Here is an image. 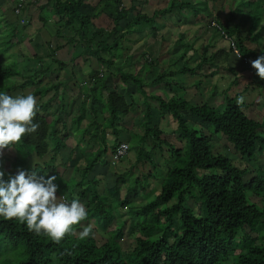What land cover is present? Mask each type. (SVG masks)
Wrapping results in <instances>:
<instances>
[{"label":"trees","instance_id":"16d2710c","mask_svg":"<svg viewBox=\"0 0 264 264\" xmlns=\"http://www.w3.org/2000/svg\"><path fill=\"white\" fill-rule=\"evenodd\" d=\"M146 1L130 0L128 10L124 8V0H101L96 8L87 5L86 0H50L48 4L60 16V28L73 30L86 53L104 68V78H100L98 70L89 79L90 86L82 89L85 100L78 125L90 111L93 122L81 135L84 139L91 134L87 148L93 151L86 157L83 140L75 146L74 154L78 149L86 157L81 167L74 169L76 175L68 173L75 167L72 164L75 155L63 153L69 149L65 143L69 132L59 129L64 105L50 111L58 101L57 93L63 83L49 80L47 68L27 74L17 62L8 63L7 53L17 45L19 30L15 26L12 31L0 34V91L15 96L34 88L31 94L39 103L34 121L39 124L38 130L24 137L19 149H4L0 171L5 173V180L20 169L36 171L46 179L55 175L58 196L78 198L88 211L84 224H90L94 232V237L85 240L67 237L56 245L30 233L24 224L0 218V264H264V117L261 121L247 114L254 97L249 94L250 86L259 94L264 91V80L255 74L250 63L264 54V0H232L228 20L234 19L233 13L239 17V22L232 26L209 9V0H168L166 7L156 9L152 16L138 13L127 22L134 4ZM203 13L233 40L243 59L236 57L228 42L225 51L218 50L209 56L200 53L194 48L195 41L185 42L186 35L179 33L175 48L183 50L174 64H181L180 67L171 65L175 69H165L150 80L167 89L165 95L148 96L146 83L150 78H142V71L133 74L124 72L121 65L114 68L115 60L123 55L116 54L120 42L128 33H134L135 27L138 32L150 28L147 35L156 42L163 28L187 25L205 17ZM102 15L112 20V30L95 27L94 20ZM123 21L127 23L125 28ZM246 23L249 26L243 33ZM220 30L214 27L217 38L224 40ZM248 42L257 44L258 49ZM56 51L57 48L50 57ZM232 59L238 62V68L232 65ZM144 61L149 66L147 72L154 73L158 57L147 55ZM55 63L59 71L64 70V63ZM242 69L249 70L252 78L238 92L233 86L239 83L237 75L242 74ZM118 74L126 86L132 84L126 94L112 86ZM216 76L235 79L218 93L222 99L218 103L212 105L206 100L196 103L181 95L189 87L198 91L208 86L209 80ZM17 78L24 80L14 82ZM187 78L195 80L187 85L184 83ZM211 86L216 94V85ZM51 92L55 94L48 98ZM135 92L142 99L146 120L141 127L143 132L136 134L123 127L128 115L139 107ZM239 95L246 97L242 109L236 103ZM156 115L173 119L177 126L175 134L184 142L183 147L164 136L160 125L154 123ZM50 116L55 117L52 122L48 121ZM109 130L115 136L111 146ZM222 141L229 144L228 151L239 156L240 165L220 151L218 143ZM123 142L130 145L129 154L135 152V163H130L128 171L114 174L113 186L102 187L103 180L91 175L109 164L105 155L110 149L113 153ZM34 154L49 159L36 161ZM61 168L66 172L61 173ZM95 233L108 237L99 243ZM124 237L132 241L125 249Z\"/></svg>","mask_w":264,"mask_h":264},{"label":"crops","instance_id":"0c3cea01","mask_svg":"<svg viewBox=\"0 0 264 264\" xmlns=\"http://www.w3.org/2000/svg\"><path fill=\"white\" fill-rule=\"evenodd\" d=\"M61 1L65 2L66 0ZM151 1L152 0L135 3V9L133 12L129 13L127 22L132 20V18L138 13L152 16L149 12L151 9ZM100 2L101 0H86V4L93 8H96ZM18 3V0H0V17L3 20L0 23V34H2L4 30L12 31V29L16 26V29L19 30V33L21 32V34H23V37L16 39L17 45L13 48V50H11L10 53L14 55L13 60L17 62L19 68L25 70L27 74L30 71H39L42 69V67L43 69L47 68L49 69V80H51L54 84H58L60 81L63 83L57 93L58 101L55 103L53 108L50 109V111L54 112V110L58 108L60 104L64 105V111H62L61 116L63 123L60 124L59 129L62 130V132L68 131L69 138L67 140H70L72 143H74L69 145L67 144V140L65 141L69 148L67 153L69 155H75L74 159L77 157V153L80 154L79 163H76L75 167L71 169L74 174V169L77 166L81 167L85 158L90 156L93 151V149L87 148L88 140L91 134L85 135L87 139H83L81 135L83 130H85L89 124L93 122V116L90 114V111L86 112V119H84V121L78 125V120L81 115V106L85 100L82 89L84 87L90 86L89 79L93 76L94 72L98 70L101 71L100 75H102V78H104L103 69L95 58L91 57L89 53H86L83 43L79 40L78 36L75 35L73 30L66 27L60 28L58 25L60 16L55 15V11L52 7H48L50 0H27L20 17H18L14 11ZM124 8L127 10L131 8L130 0H124ZM156 9L161 8H159L157 5H154L153 13ZM21 19L25 21V24L21 23ZM6 24H10V26L5 27ZM94 24L96 28L105 29L107 31L112 30L114 27L112 20H110V18H108L106 15H102L95 19ZM126 24L127 23L125 21L122 22V26L124 28L126 27ZM137 30L138 28L135 27V32L132 34L128 33L124 40L120 42L118 46V49H120L118 52H122L121 50H123V55L122 59L115 60L116 66L114 68L117 69V66L119 67L121 65L124 68V72L131 73L130 70H134L133 74H136L135 72L139 73L142 71V75L147 79L152 75V77H154L155 74H149L147 69L144 68L142 64L145 62L144 56L150 55L148 54L150 46H153V44L156 42H152V39L149 37L150 42L148 41V44H145L144 40H147L145 38L147 37V34H149V31H151L150 28H144L139 32ZM146 30L147 32L143 34L142 32ZM126 32H128V29H126ZM56 48L57 51L55 52L54 57H50V55H52L51 53ZM127 49L132 50L131 53L127 54ZM138 50H141L142 52L140 56H138ZM152 54L153 53L151 52V55ZM140 57L141 59H139ZM120 60L122 64L120 63ZM55 61H58V63H64L65 67L63 71L58 70V66ZM172 61L169 63L170 66L172 65ZM162 66L163 64L160 65L159 61L157 68L160 70V72L165 70V68H162ZM23 80L21 82H23ZM120 80H122L121 76L119 74L115 75V80H113L114 82H112V86L116 87L117 89L118 86H124L126 94V91L130 85L126 87V85ZM159 88L163 89L162 86ZM189 89L192 88L189 87ZM33 91L34 88L32 89L31 93ZM155 91L156 92H154V94H150V92L146 90L148 96L162 95V92L157 90ZM54 94L55 92L49 93L48 98ZM134 94V99L137 101V103L141 104L142 99H139V94H137V92ZM138 111L140 110L137 109L136 112L129 114L123 122V127L134 134H136V132L128 129L126 124L128 123L127 121H130L132 117L138 116ZM56 116L57 115H55V117ZM55 117H48V121L52 122ZM110 132L111 130H109L108 142L109 144H112L115 136L110 134ZM80 140H83L82 148H87L85 158L82 157L78 149L75 154L73 152L75 146ZM102 187L104 186L102 185Z\"/></svg>","mask_w":264,"mask_h":264},{"label":"clouds","instance_id":"9594fccd","mask_svg":"<svg viewBox=\"0 0 264 264\" xmlns=\"http://www.w3.org/2000/svg\"><path fill=\"white\" fill-rule=\"evenodd\" d=\"M236 55L243 59L242 54L240 56L237 52ZM250 63L255 74L264 80V54ZM245 102L244 95L236 98L241 109ZM257 102L264 103V97L258 98ZM38 112L39 103L35 95L13 96L0 91V155L4 149H19L24 137L38 130L39 124L34 122ZM4 176L5 173L0 171V218L24 224L30 233L45 237L56 245L67 237L79 240L94 237L93 227L84 224L88 220L85 205L78 198L69 200L58 196L55 175L46 179L36 171L20 169L17 174L9 175L7 180Z\"/></svg>","mask_w":264,"mask_h":264},{"label":"rangeland","instance_id":"374dc122","mask_svg":"<svg viewBox=\"0 0 264 264\" xmlns=\"http://www.w3.org/2000/svg\"><path fill=\"white\" fill-rule=\"evenodd\" d=\"M231 1L232 0H209V2H210L209 3V9H211L214 14H216V15L219 14L221 20L224 22L225 19L228 20L232 14L230 12V6H231L230 2ZM150 4H151V9L149 10V12L151 13L150 15H152L154 5L159 6V8L166 7V5L168 4V0H152ZM262 11H263V16H264V9H262ZM203 15L205 17H202V18L199 17V18L195 19V22H190L187 25H183V24L178 25V24L174 23L175 24L174 26H167V27L163 28L161 30V32L159 33V38L157 39L156 43L153 44V46H150V50L153 52V54L151 55V52L149 50V53H148V54H150L149 56H151L155 59L158 57V59L160 61V65L163 64L162 68H165L166 70L167 69L173 70L175 68H179L181 64H174V62H176L178 60L179 55L182 53V50H183V49L177 50V48H175V43H176V40L178 39L179 33H184L186 35L187 39L185 38V42L191 43L192 40H193V42L195 41L194 42V46H195L194 48L196 50H198L200 53L206 52V54L208 56L210 54L218 51V50L228 49L229 44L225 40H222L221 38H217L216 34L214 33V26H213L214 21L209 20V18H207V13H203ZM233 16H234V19L233 20L231 19L232 21L228 20V24L230 26L237 24L239 22V17L236 16L234 13H233ZM209 24H210V26H209ZM248 26H249V23H246L243 26V28H242L243 33L246 32ZM146 32H147V30L142 32V33L144 34ZM243 36H244V34H243ZM20 37H23V34H21V32L18 34V38H20ZM145 39H147V40H144L145 44H148V41L150 42L149 35H147V37ZM247 44H249V46L252 48L257 47V44L254 45V44L249 43V42ZM256 49H258V48H256ZM126 51H127L126 53L129 54V53H131L132 50L127 49ZM137 52H138V56H140L142 54L141 50H138ZM258 52L261 54L260 50ZM116 54L120 55L122 53L116 51ZM191 54H192V52H190L188 54V57L191 56ZM105 57H107V56L105 55ZM13 59H14V55L12 53H7L6 61L11 63V64H15V61ZM139 59H141V57ZM171 61H172V65H174L175 68L173 66L169 65V63H171ZM221 61H222V59H221ZM120 63H121V60H120ZM231 63L236 68L239 67L238 62L234 61L233 59H232ZM142 66L144 68H149V66L146 65L145 62H143ZM101 68L104 69L102 65H101ZM130 71H131V73H134V70H130ZM158 73H160V70H158V68L156 67L154 69V74L156 75ZM241 73L242 74L237 75V77H239V83L236 84L235 86H233L234 90H236L238 92H241L247 85H249V83H251V78H252L251 77L252 73L249 70L242 69ZM155 75H154V77H152L153 75L148 77L150 79H147L146 90L149 91L150 94H154V92H156L155 90H157V91L162 92V95L163 94L165 95L167 93L166 88H165L166 90L161 89V88H159V87H161L160 85H154L150 82V80H152V78H155ZM141 77L146 79L143 75ZM194 80L195 79H193V78H191V79L187 78V80H185L184 83H186L188 85V84H191ZM233 80H235V79L233 77H230V76L228 79H225V80L219 78V76H216L213 79L211 78V80H209L208 86L201 87L200 95L198 94V91L195 88L189 89L187 91V93H185V94H183L181 92L182 93L181 95L182 96L185 95V98L191 99V100L195 101L196 103H201L203 100H206V101L210 102L212 105H214V103H218V101L222 100L220 98V96H218V93L225 90L228 87V84L230 82H233ZM13 81L14 82L17 81L18 83H20L22 81V79L17 78V80H13ZM120 81L122 82V80H120ZM137 83L138 84L140 83L139 79L137 80ZM130 85L132 86V84H130ZM211 85H216V87L218 89L216 91V94L213 93L214 90H213V86H211ZM157 88L160 90H158ZM252 88L253 87L250 86V91H249L250 93L249 94L254 95L253 99L250 100V102L253 104V106L249 108V110L247 111V114L252 118H255L257 120L262 121V119L264 117V103H255V100H256V97L259 95H260L259 98L264 97V91H263V93L259 94L257 91L252 90ZM32 89L33 88H29V89L25 90V94L31 93ZM118 90L119 91H125V88H124V86H118ZM126 90H127V88H126ZM178 93H179V91H178ZM138 106H139L138 109L140 110V111H138V116L132 117L131 120L130 121L128 120L127 121L128 123L126 124L128 126V129L133 130L136 133L143 132V130H142L143 128H141V127H142V124L146 121L145 116H144L145 115V108L143 107L142 104H139ZM155 113L159 114L158 111L157 112L155 111ZM100 121H102V117L100 118ZM154 123L160 125V127L164 131V136L166 138H169L170 140H173V142H175L176 146H178V147L184 146V142L180 141L177 138V135L175 134L177 126L170 116H167L163 119V118L158 117L156 115V117L154 119ZM134 126H135V128H134ZM129 133L127 132V134H129ZM132 143H133V141H132ZM67 144L72 145L74 143H72L70 140H67ZM108 145L111 146V144H108ZM218 145H219L218 148H220V151H222L223 153H227V155L230 158L235 159L234 162L236 165L241 164L240 160H239V156H237V154H235L232 150L228 151L226 149L227 147H229V144L226 141H222V143H218ZM4 152H5V150H3V153ZM63 153L68 156L67 150ZM90 156H88V157H90ZM105 157H107L109 159V164H106V166L103 168H100V167L97 168L94 171V173L91 175V176H97V177L101 178V180H103V186L104 187L113 186L114 185L113 184L114 174H117V172L121 173V172L128 171L130 168V163H132V164L135 163V152L134 151L133 152L131 151V153L129 154V156L127 158L123 159L120 163H117V164H114L112 161L111 150L108 151V153L105 155ZM33 158H34V160L40 161V162L47 161L49 159L46 156L41 157V158L37 157V156H35V154H34ZM78 160H80V154L77 153V157L73 160L72 164L75 165ZM147 170H149V167H146V172H147ZM59 171L61 173L66 172L63 170V168H61ZM71 172H72V170L68 171V173H71ZM134 172H137V171L135 170ZM77 177H78V175H77ZM70 178H72V177H70ZM154 184H157V186L160 185V183H157V182H155ZM57 195H58V193H57ZM137 202H139V201H137ZM94 230L97 231L98 228L94 229ZM99 235L97 233H95V237L99 241V243L104 242L105 239L108 237L107 235H103L102 233H100ZM131 242H132L131 239H129L128 237H124V240L122 241L124 249L128 248L131 245L130 244Z\"/></svg>","mask_w":264,"mask_h":264},{"label":"built area","instance_id":"2783aa9c","mask_svg":"<svg viewBox=\"0 0 264 264\" xmlns=\"http://www.w3.org/2000/svg\"><path fill=\"white\" fill-rule=\"evenodd\" d=\"M18 2L19 3L17 5V7L14 9V11H15V14L18 17H20L22 15L23 7L25 6L27 0H18ZM21 23L25 24V21L21 19ZM213 26L219 28L217 26V24L214 22H213ZM221 35L225 37L226 41L230 42V44L232 45V50H233L234 54L236 55V53L238 52L239 55L241 56V54H240L239 50L237 49V47L235 46V43L233 42V40L230 39L229 37H227V35L225 34L224 31H221ZM148 60L151 61V58L148 57ZM100 77H102V75H100ZM129 151H130V145L128 143L123 142V143L119 144L118 147L111 154L113 163L114 164L120 163L121 160H123L124 158H126L129 155Z\"/></svg>","mask_w":264,"mask_h":264}]
</instances>
